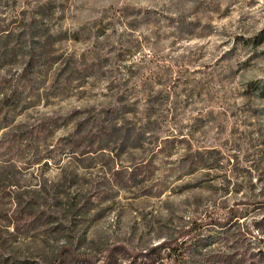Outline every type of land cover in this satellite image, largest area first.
<instances>
[{
    "label": "rangeland",
    "instance_id": "rangeland-1",
    "mask_svg": "<svg viewBox=\"0 0 264 264\" xmlns=\"http://www.w3.org/2000/svg\"><path fill=\"white\" fill-rule=\"evenodd\" d=\"M46 2L55 27L70 35L60 52L91 59L96 77L80 89L85 94L53 86L49 102L24 98L0 159L16 164L8 180L28 189L57 184L64 175L70 184L73 173L76 187L124 188L102 200L83 227L89 245L68 253L75 264H104L99 260L119 246L115 254L126 258L120 264H143L147 246L264 191V93L254 91L264 82V0H0V15L16 31ZM14 61L0 71L9 96L22 69ZM116 77L120 84L112 85ZM117 92L138 108L137 117L125 118L147 128L146 143L153 132L177 138L162 142L165 152H98L81 164L79 155L66 153L80 143L67 125L107 106ZM46 148L60 165H44ZM142 161L147 169L130 185L113 175ZM56 244L21 238L12 247L19 261L44 264L50 250L63 246Z\"/></svg>",
    "mask_w": 264,
    "mask_h": 264
},
{
    "label": "trees",
    "instance_id": "trees-1",
    "mask_svg": "<svg viewBox=\"0 0 264 264\" xmlns=\"http://www.w3.org/2000/svg\"><path fill=\"white\" fill-rule=\"evenodd\" d=\"M53 17L51 4L46 2L37 7L35 18L23 20L16 31H10L5 17L0 15V71L13 60H18L14 62L22 67L17 70L13 95L7 94L8 81L0 78V149H3L1 141L14 125L24 98L37 97V103L49 102L54 95L53 86L60 91L71 89L85 94L80 89L88 85V79L96 77V66L91 59L60 52L70 35L67 30L55 27ZM118 82L120 79L116 77L112 85L120 84ZM256 85L259 86L254 91L264 93V82ZM110 97L107 106L86 110L85 118L72 120L71 128V124L67 125L71 136L80 143L76 146L77 152L66 153L79 155L81 164L88 160L86 157L90 154L98 152H101L98 157L104 156V152H165L162 142L177 138L172 134L164 140L161 136L164 132H153L155 139L146 143L147 128L138 127L131 118H125L130 115L137 117L140 113L138 108L125 100L123 92ZM149 114L148 107L142 115ZM95 143L98 147L93 152ZM79 149L85 150L78 152ZM45 151L40 158L45 166L61 164L54 157V152H49V148ZM2 155L4 152H0V157ZM15 165L0 159V264H31L30 258L19 261L17 257L21 254L12 247L21 238L44 246L62 243L61 248L50 250L44 264H75L68 253L89 245L88 231H83V227L96 217L102 200L118 196L124 188L115 184L109 188L76 187L73 182L78 175L73 173L69 176L73 181L70 184H67L68 176L64 175L57 184L48 185L43 181L39 188L28 189L8 180V169ZM147 166L148 163L142 161L134 168L116 170L113 175L125 176L126 185H130V179L138 177L137 174ZM254 197V200L227 207L225 215L211 210L192 221V226L180 228L176 236L170 235L157 246H147L142 250L143 264H264V246L261 245L264 236V191ZM3 234H7V238H3ZM118 249L120 246L112 250L111 256L99 261L105 259L104 264L125 261L123 255L115 254ZM6 251L10 252L7 257Z\"/></svg>",
    "mask_w": 264,
    "mask_h": 264
}]
</instances>
